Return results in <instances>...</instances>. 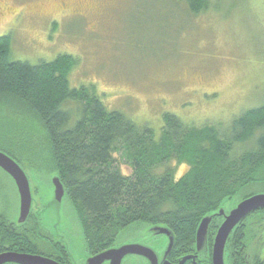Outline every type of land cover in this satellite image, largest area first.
Instances as JSON below:
<instances>
[{"label": "trees", "instance_id": "16d2710c", "mask_svg": "<svg viewBox=\"0 0 264 264\" xmlns=\"http://www.w3.org/2000/svg\"><path fill=\"white\" fill-rule=\"evenodd\" d=\"M177 1L193 15L209 5L208 0ZM10 54V36L0 37V113L29 117L44 132V141L39 149L22 150L0 137V152L35 175L58 176L88 257L116 246L125 230L146 225L169 229L174 245L168 259L178 262L196 252V232L203 218L215 215L236 197L240 202L256 195L251 187H264V104L242 112L227 125L194 126L165 113L156 138L148 125L108 111L92 87L70 88L68 73L75 64L71 56L32 65L12 61ZM32 147L37 150L31 155ZM115 153L129 165V175L117 168ZM172 158L188 166L178 179L175 169L167 167ZM254 215L262 216L256 226L259 231L264 228L263 209L234 229L225 245L230 264H244L246 245L237 229L243 223L248 226ZM221 222V217L213 216L209 251ZM20 227L0 228V244L7 248L0 245V254L38 255L72 264L62 244L52 238L47 241L34 213ZM258 263L259 256L249 262Z\"/></svg>", "mask_w": 264, "mask_h": 264}, {"label": "rangeland", "instance_id": "374dc122", "mask_svg": "<svg viewBox=\"0 0 264 264\" xmlns=\"http://www.w3.org/2000/svg\"><path fill=\"white\" fill-rule=\"evenodd\" d=\"M208 1L206 10L193 15L177 0H0V37L10 36L12 61L36 65L71 56L70 88L92 87L108 111L148 125L158 138L165 113L194 126L227 125L264 104V0ZM0 137L22 150L39 149L44 132L29 117L5 112ZM113 158L123 175L131 173L119 154ZM24 169L33 190L32 213L65 245L72 264H86L83 237L66 197L56 203L51 181ZM1 186L0 210L12 208L17 215V192L0 174ZM263 188L249 190L262 194ZM238 202V197L225 202L223 209L229 212ZM261 222L260 215L247 221L252 228ZM148 229L125 230L117 245L139 232L149 238ZM158 241L155 250L162 258L167 239ZM259 242L246 243L248 256L264 258Z\"/></svg>", "mask_w": 264, "mask_h": 264}, {"label": "water", "instance_id": "95a60500", "mask_svg": "<svg viewBox=\"0 0 264 264\" xmlns=\"http://www.w3.org/2000/svg\"><path fill=\"white\" fill-rule=\"evenodd\" d=\"M0 169L7 173L13 179L19 196V218L18 224H24L30 214L32 195L29 182L21 167L9 156L0 152ZM51 184L54 190V200L60 204L65 195V189L58 176L51 177ZM264 209V193L253 195L237 203L228 214L223 207L213 216L221 217L223 222L218 227L212 245L211 259L213 264L224 263V251L226 242L234 229L251 213ZM213 216L203 218L198 226L195 238V248L197 254L207 255L208 251V232ZM149 232L158 235H165L168 239V245L163 255V262L160 264H170L166 258L170 255L174 238L168 228L163 226H149ZM140 256L145 258L149 264H159L157 255L149 248L137 244H123L111 247L97 255L88 257L86 264H122L125 257ZM188 260L195 262V257L186 256L177 264H185ZM0 264H59L55 260L30 254H21L15 252H5L0 254Z\"/></svg>", "mask_w": 264, "mask_h": 264}, {"label": "flooded vegetation", "instance_id": "af4514ba", "mask_svg": "<svg viewBox=\"0 0 264 264\" xmlns=\"http://www.w3.org/2000/svg\"><path fill=\"white\" fill-rule=\"evenodd\" d=\"M17 1H21V0H17ZM106 2L108 0H101V2ZM24 2V1H23ZM106 4V3H104ZM22 13L21 11L18 12V14ZM25 173V172H24ZM0 174L3 175L5 177V179L9 180L13 185H14V188H15V191L17 192V188L15 186V183L13 181L12 178H10V176L5 173L3 170L0 169ZM26 177H27V180L29 182V178L27 176V174L25 173ZM39 178V177H37ZM2 179V178H1ZM50 180V177L47 178V181ZM6 181V180H5ZM29 186H30V183H29ZM7 187L6 184H4L3 182V188ZM1 189H2V186H1ZM34 194L37 195V190L36 188L34 189ZM30 191H31V195H32V188L30 187ZM3 197V189L0 190V198ZM17 197H18V203H19V196H18V192H17ZM7 199H10L9 196H7ZM33 201V199H32ZM11 205V203H10ZM11 211H12V208L11 210L4 212V211H1L0 210V228H5L7 226H12L13 228H15L16 230H21L22 228L20 227L22 224H18V218H19V209H18V213L16 215V212L12 215L11 214ZM32 211L30 210V213ZM228 214V213H226ZM222 222H223V219H222ZM221 222V223H222ZM220 223V225H221ZM243 226H241V228H238V232H240V237H241V240L242 242L246 243L249 245V242L250 243H257L259 241H261V243L259 242V244L261 245H264V228H262V232L259 231L260 228H257V227H250V226H245V224L243 223L242 224ZM42 226V225H41ZM44 230V228H43ZM216 231H217V228H216ZM215 231V232H216ZM246 231V232H245ZM44 232H46V230H44ZM260 232V233H259ZM47 241H49V238H52L47 232ZM149 238H145L142 236V232H139L138 234L136 235H133L131 238H129L130 240L129 241H124L122 243H120V245H123V244H137V245H141V246H144V247H147L149 249H151L156 255V246L158 245L159 241L158 239H161L162 237H164L165 239H167V237L165 235H158L154 232H149ZM216 235V233H215ZM215 235L214 237L212 238L213 241H214V238H215ZM235 239L237 238V236L235 235L234 237ZM53 239V238H52ZM54 240V239H53ZM55 241V240H54ZM57 241V240H56ZM59 242L60 244H62L64 247L65 245L60 242V241H57ZM212 243V244H211ZM211 244V250L207 251V255H203L201 256V254H197L196 252H191L189 254H186V255H183L180 257V260L186 256H192V257H195V262H193L192 260H188L185 264H213L212 263V259H211V251H212V245H213V242H210ZM1 245V244H0ZM119 244L117 246H120ZM167 245H168V239H167ZM1 248L3 249H7L5 247V244L2 243L1 245ZM66 248V247H65ZM167 248V247H166ZM166 248H165V251H166ZM67 250V249H66ZM68 251V250H67ZM165 251L163 252V255L165 253ZM69 253V252H68ZM70 255V254H69ZM226 254H225V251H224V263L225 264H228L227 263V260H226ZM254 256H257L256 254H254ZM253 256V257H254ZM169 257V256H168ZM168 257L166 258V261L169 262L170 264H177L180 260H178V262H172L171 260L168 259ZM252 256H248L246 253H244V258H245V261H244V264H249L250 260L253 259ZM157 258H158V261H159V264L163 262V256L162 258H160L158 255H157ZM264 259V258H263ZM135 261L136 264H149V262L143 258V257H140V256H128V257H125L122 261V264H127L126 262H131V261ZM106 264V263H105ZM108 264V263H107ZM258 264H264V261L259 257V263Z\"/></svg>", "mask_w": 264, "mask_h": 264}, {"label": "clouds", "instance_id": "9594fccd", "mask_svg": "<svg viewBox=\"0 0 264 264\" xmlns=\"http://www.w3.org/2000/svg\"><path fill=\"white\" fill-rule=\"evenodd\" d=\"M167 167L175 169V175L174 179H178L180 175L183 174L187 170V164L181 161L176 160L175 158H172L168 160Z\"/></svg>", "mask_w": 264, "mask_h": 264}]
</instances>
